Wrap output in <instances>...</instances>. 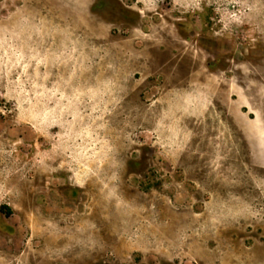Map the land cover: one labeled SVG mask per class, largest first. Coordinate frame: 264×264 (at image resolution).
Returning a JSON list of instances; mask_svg holds the SVG:
<instances>
[{"label": "rangeland", "instance_id": "1", "mask_svg": "<svg viewBox=\"0 0 264 264\" xmlns=\"http://www.w3.org/2000/svg\"><path fill=\"white\" fill-rule=\"evenodd\" d=\"M0 264H264V0H0Z\"/></svg>", "mask_w": 264, "mask_h": 264}]
</instances>
